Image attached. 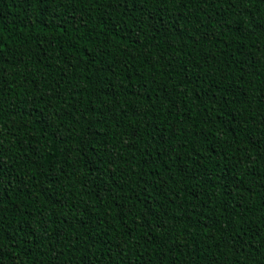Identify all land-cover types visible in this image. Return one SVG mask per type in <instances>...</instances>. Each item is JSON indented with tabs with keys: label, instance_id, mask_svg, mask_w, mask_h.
<instances>
[{
	"label": "trees",
	"instance_id": "trees-1",
	"mask_svg": "<svg viewBox=\"0 0 264 264\" xmlns=\"http://www.w3.org/2000/svg\"><path fill=\"white\" fill-rule=\"evenodd\" d=\"M0 264H264V0H0Z\"/></svg>",
	"mask_w": 264,
	"mask_h": 264
}]
</instances>
